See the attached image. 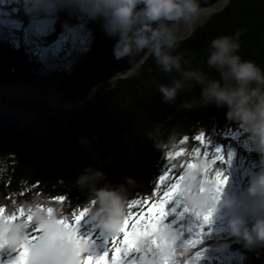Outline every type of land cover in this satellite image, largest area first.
I'll return each instance as SVG.
<instances>
[{
	"label": "trees",
	"instance_id": "obj_1",
	"mask_svg": "<svg viewBox=\"0 0 264 264\" xmlns=\"http://www.w3.org/2000/svg\"><path fill=\"white\" fill-rule=\"evenodd\" d=\"M217 4L218 0H205L204 6ZM36 22L52 23L51 31L43 37L29 36ZM75 31L86 32L91 43L84 51L68 46L65 54L73 52V64L66 67L54 60L42 62L30 49L33 42L50 48ZM237 31L241 32V56L264 68V0H231L212 14L180 44L178 52L187 61L185 67L218 77L206 63L208 46L215 37ZM114 43L98 23L70 7L67 0H0L1 75L24 88L56 96L65 105L89 97L87 110L59 107L33 96L0 101V207L6 209L5 215H19L25 202L39 200L54 211L59 209L70 222L73 213L90 206L87 193L76 184L78 175L89 166L104 171L113 184L131 179L126 184L129 203L140 195L154 199L152 186L163 173L159 168L164 161V141L152 138L157 127L192 137L207 121H215L219 129L229 122L226 110L214 106L180 111L179 103L191 99L185 92L179 93L176 103H164L158 85L179 77L163 73L151 57H144L138 72L121 77L129 64L114 58ZM199 92L197 87L195 94ZM81 138L89 144L82 146ZM59 197L64 201L59 202ZM171 212L165 224L180 233L178 251L183 242L203 240L181 248L182 255H178L183 264L207 249L236 256L237 264H264V246L247 248L229 233H218L209 226L192 236L182 206ZM97 231L103 232L96 219L86 215L78 234L90 238Z\"/></svg>",
	"mask_w": 264,
	"mask_h": 264
},
{
	"label": "clouds",
	"instance_id": "obj_2",
	"mask_svg": "<svg viewBox=\"0 0 264 264\" xmlns=\"http://www.w3.org/2000/svg\"><path fill=\"white\" fill-rule=\"evenodd\" d=\"M230 0H218L216 7H205V0H67L70 7L96 22L107 38L115 40L113 56L126 61L129 72L136 73L145 56L154 59L158 68L172 78L170 84L161 83L158 91L164 103H176L179 93L185 92L191 99L179 103L180 111H194L214 106L226 110L227 121L237 125L245 135L257 162L249 173L247 186L234 194L216 198L213 186L204 183L200 167L191 170L184 182L181 194L184 205L194 213L214 209L223 210L225 230L237 242L247 248L264 246V68L241 54V32L217 36L208 46L207 65L218 73L213 77L203 70L187 69V61L178 52L198 27V22L210 12L220 11ZM199 95L195 94L196 88ZM79 143L87 146L89 141L81 138ZM113 184L107 174L96 167H86L76 178L81 191L87 193L89 208L97 226L116 235L129 215V194L126 184ZM204 189V190H202ZM50 206L39 200L25 202V215L15 222L0 221L9 229V235L23 242L35 229L41 236L52 238L64 232L59 223L63 214L59 209L49 213ZM31 217V222H28ZM153 239L161 243H178L180 233L167 224L160 225L157 235L141 241V250L154 252L160 260L165 249L156 248ZM49 246V241L40 248ZM40 257L41 264H62L56 251ZM34 251H36L34 249ZM86 255V253H85ZM145 264H159L148 260Z\"/></svg>",
	"mask_w": 264,
	"mask_h": 264
},
{
	"label": "rangeland",
	"instance_id": "obj_3",
	"mask_svg": "<svg viewBox=\"0 0 264 264\" xmlns=\"http://www.w3.org/2000/svg\"><path fill=\"white\" fill-rule=\"evenodd\" d=\"M5 1L6 0H3V2ZM211 16L212 14L208 15L206 18H203L200 22H198V26L204 24ZM51 28L52 23L50 22H36L34 25H32V27H30L29 36L43 37L51 31ZM90 43L91 38L86 32L75 31L71 32L68 37L65 36L61 38L60 41L50 48H42L38 46L36 42H33L30 45V49L33 54L35 53L36 58L39 57L37 59H40V61L47 62L49 60H54L57 61L63 68L68 66V64H73L71 63L72 60L70 61V55L73 52L65 54V50L68 46L70 49H81L84 51L85 49H88ZM17 84L10 79L4 78L0 72V101L4 99L23 100L31 97L25 96L22 94V92H19L21 89ZM48 100L49 102H53V99L48 98ZM77 103L78 104L72 109L76 108L79 110H87L89 108V97L82 99ZM66 106L68 105L66 104ZM167 130L168 128L165 126H158L155 135H152V138L155 142L164 141L162 144L164 151V161L161 162V166L159 168V171H162L163 173L160 175L158 174L157 179L152 186L154 190L157 185H159V180L163 174L168 173L169 179L166 180V188H162V186L160 187L161 193L167 190V187L171 181L178 179L179 175L184 174L188 164L202 163L204 160L203 153L205 151L210 153L209 159L214 158L215 148H222L225 159L228 160V163H221L219 160H217L216 164L212 166L211 176L213 179L217 171L223 172L228 178V183L224 186L222 194L220 195L221 199L223 200L224 197L230 193L234 194L242 191L247 186L249 173L253 169L258 158H256L257 156H255V153H253L246 144L245 135L242 129H240L237 125L228 122L224 125V127L219 129L216 122L210 120L207 121L205 126H199L192 137L187 133L175 134L171 131L168 132ZM201 133L205 135L206 140L211 141V147H205L204 144H201L195 139ZM196 149H200L201 155L199 157H195L193 155ZM169 152L173 153L174 157L171 161H168L167 159ZM176 153H182V155L177 156L175 155ZM229 155L231 156L230 159ZM145 196L143 197L140 195V199L150 201L152 203L156 202L157 200V197L154 199H149ZM160 198H162V195ZM181 206L183 210V217L189 221L190 233H192V236H195L196 233L199 232V229H203L204 227L208 226L217 230L218 233H228L224 227L225 216L222 209L216 214H213L212 223L207 225L202 221V219L198 218L196 213H194L191 209L187 210L188 208L184 205L182 195H179L173 201H170L167 210L176 212ZM80 211L82 210L78 209L76 214H79ZM129 211L135 213L137 208H133L131 210L129 209ZM141 211H147V207L145 206ZM165 221L166 218L160 225L165 224ZM70 222H73L74 224V216L70 218ZM35 235H41V233H38L35 229L30 233L29 238ZM92 235L93 236L90 238L82 236V238L89 239L91 241L89 245V251L86 253V255L99 256L103 255L105 252H108L110 256L114 255L111 253L112 241L114 237L113 234L107 233L105 231H97ZM122 238L123 237L121 236V239ZM18 256L19 252L12 248L0 249V264L6 262L14 263ZM199 256V259H197V257L193 258L190 261L191 264H237L240 261L236 256H226L219 250L211 249H207ZM148 260H158L159 264L162 262V260H160V258L157 257L154 252L140 250L134 251L125 257V264H145V262ZM187 264H189V262Z\"/></svg>",
	"mask_w": 264,
	"mask_h": 264
},
{
	"label": "snow or ice",
	"instance_id": "obj_4",
	"mask_svg": "<svg viewBox=\"0 0 264 264\" xmlns=\"http://www.w3.org/2000/svg\"><path fill=\"white\" fill-rule=\"evenodd\" d=\"M195 139L201 144H204L205 147H211V141L206 140L203 133L198 135ZM214 151V158L209 159L210 153L205 151L203 153L204 160L202 163L188 164L184 174L179 175L178 179L171 181L167 190L161 193L159 185H163L165 181L169 179L168 173L163 174L159 180V185L155 188V195L157 196L156 202L152 203L143 199L131 200L129 203L130 210L133 208L143 209L146 206L147 211L138 210L135 213L129 211L127 219L120 227L118 233L113 237L111 253L114 255L110 256L108 252L99 256L85 255V253L89 251L91 241L82 238L78 234V226L84 217L88 215L87 209L80 211L79 214H72L75 217L74 224L70 223L67 218H63L59 223L63 226L64 232L57 233V235L52 238L35 235L31 238H26L23 242H18L15 237L9 235V229L4 226L3 223H0V249L12 248L19 252V256L14 261V264H41L40 257L51 252L53 244L58 241L56 251L62 259V264H125V257L134 251L141 250V241L153 238L157 235L160 224L169 215L167 210L169 202L173 201L177 196L183 193L186 176L191 170L200 167L204 176V183L212 185V191L215 192L216 198H219L224 186L228 183V178L223 172L217 171L213 179L211 176L212 166L216 164L217 160L221 163H228V160L225 159L222 148H215ZM175 155L179 156L182 155V153H176ZM193 155L199 157L201 155L200 149H196ZM173 158V153L169 152L167 156L168 161L173 160ZM230 158L231 156L229 155V159ZM161 195L162 198H160ZM64 199V197H59L58 201L63 202ZM18 211L19 215L13 213L9 216L5 215L6 209L0 207V221L6 223L15 222L17 219L22 218L25 215L24 208H20ZM47 211L51 213L54 209L49 207ZM213 214L214 209H209L207 212L196 213L197 217L202 219L207 225L212 223ZM28 222H31V217H28ZM36 231L40 233L41 230L36 229ZM202 234L203 231H201V235ZM121 236L123 237L122 239ZM46 240L49 241V246L46 248H40L39 246L45 243ZM202 243V239L189 240L183 242L178 251V243H161L159 240L153 239L154 247L165 249V255L161 264H181L178 255H182L181 248L185 246H195ZM34 249L36 251H34ZM199 258L200 256L197 254V259ZM189 264H191L190 261Z\"/></svg>",
	"mask_w": 264,
	"mask_h": 264
},
{
	"label": "water",
	"instance_id": "obj_5",
	"mask_svg": "<svg viewBox=\"0 0 264 264\" xmlns=\"http://www.w3.org/2000/svg\"><path fill=\"white\" fill-rule=\"evenodd\" d=\"M217 5H213L212 7H216ZM205 7H209V6H205ZM225 7H223V9H224ZM222 9V10H223ZM222 10H220V11H222ZM220 11H215L216 13L217 12H220ZM145 61V60H144ZM143 61V62H144ZM143 62H142V64H143ZM131 72H127V73H125V74H123V75H121V77H126V76H128L129 74H130ZM20 86V85H19ZM29 93H30V95L29 96H33V97H36V98H45V99H47L48 100V98H51V99H53V102L52 103H54L56 106H59V107H65V108H70V109H72L73 107H75L78 103H75V104H72V105H68V106H66V105H64V104H62L58 99H57V97H55V96H51V95H48V94H44V93H41V92H37V91H34V90H27ZM28 96V97H29Z\"/></svg>",
	"mask_w": 264,
	"mask_h": 264
},
{
	"label": "bare ground",
	"instance_id": "obj_6",
	"mask_svg": "<svg viewBox=\"0 0 264 264\" xmlns=\"http://www.w3.org/2000/svg\"><path fill=\"white\" fill-rule=\"evenodd\" d=\"M214 12H210L208 15H211V14H213ZM17 84V83H16ZM18 86H19V88L21 89V91H19V92H22V94L23 95H25V96H29L30 95V93L27 91V90H31L30 88H24L23 89V86L21 85V84H17ZM19 90V89H18ZM51 99V98H50Z\"/></svg>",
	"mask_w": 264,
	"mask_h": 264
}]
</instances>
